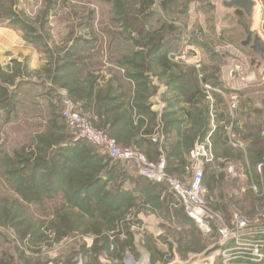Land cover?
Returning a JSON list of instances; mask_svg holds the SVG:
<instances>
[{
	"label": "rangeland",
	"instance_id": "rangeland-1",
	"mask_svg": "<svg viewBox=\"0 0 264 264\" xmlns=\"http://www.w3.org/2000/svg\"><path fill=\"white\" fill-rule=\"evenodd\" d=\"M256 5L261 6L255 10L252 28L264 40V0H256ZM6 8L11 13L1 11ZM234 9L226 7L224 0H0V44L12 41L14 56L4 54L0 47V84L15 91L23 83L17 118L5 114L0 117V264H142V260L145 264H209L201 259L217 248V236L204 233L195 235L186 251L173 229L151 224L148 219L155 198L143 195L120 207V194L114 195L120 191V164L115 169L108 166L107 171L114 169L116 174L113 180L105 179L111 182L107 189L104 183L89 192L84 188L78 191L79 183L86 178L78 168L68 180L67 172L61 177L57 171H41L37 177H42H36V182L42 179V185L35 183L39 188L34 187V192L29 189L33 185L31 174L23 167L43 157L52 158L51 150L57 144L79 142L58 116L59 109L53 108L61 105L59 90L54 88V79L59 80L54 76L55 69L77 39L87 38L85 41L94 45L85 52L102 57L109 66H120L135 79L153 73V67L160 63L152 58L157 43L170 48L176 44L170 49L176 57L170 67L166 66L173 72L171 87L179 94L174 93L169 102L190 103V112L181 116L191 119L188 136L195 137H184L181 143L172 140L169 151L177 155L175 159L182 168L170 161L168 174L182 181L192 177L193 161L187 160V155L200 141L203 128L211 127L216 120L220 132L214 153L226 159L221 164L219 186L205 194L206 202L220 224H228L234 215L250 219L260 211L264 214V202L249 198L255 183L248 186L239 176L243 167L255 166L254 158L260 154L264 158V59L242 45L246 33L236 22ZM13 13L26 21L14 23L17 18ZM26 23L29 31L21 26ZM4 28L11 31L6 34ZM27 51L35 55L37 65L42 63L40 68L23 58ZM5 55L9 59L4 61ZM137 67L140 69L135 71ZM205 77L211 82L217 78V85ZM30 84L33 88L29 91ZM207 84L211 90L205 88ZM6 117L9 122L4 124ZM158 126L160 159L165 156V141L161 122ZM139 144L120 143V147L146 154L137 147ZM63 154V159H58L61 167L65 157L77 159V154ZM54 160L58 162L57 157ZM123 169L130 178H136L133 169ZM258 177L261 180L264 175ZM174 204L180 205L178 201ZM153 226L158 240L144 234ZM137 241L145 242L143 252H138Z\"/></svg>",
	"mask_w": 264,
	"mask_h": 264
},
{
	"label": "crops",
	"instance_id": "crops-1",
	"mask_svg": "<svg viewBox=\"0 0 264 264\" xmlns=\"http://www.w3.org/2000/svg\"><path fill=\"white\" fill-rule=\"evenodd\" d=\"M225 1L226 0H224V2ZM259 6L255 5L254 13ZM235 10L236 9H234V11ZM261 11H263L262 14L264 18L263 6L261 7ZM236 22H238V19ZM262 23H264V20ZM4 30H6V34L11 31H7V28H4ZM3 36L7 38V35ZM85 40H87V38H85ZM12 44L13 42L10 41L9 44L7 42L0 46L4 49V54L7 53L9 57L12 56L13 52ZM21 44L23 45V43ZM87 48V46L82 45L76 47V43L73 41L70 48L71 51L68 49V51L62 55L60 64L57 66V69H55L54 76L57 75V79H63L64 82L61 83L59 80L54 79L55 90L58 89L59 91H57L61 95L67 94V96L76 100L79 109L89 116L93 124L97 128L105 130L112 137L116 138L119 143H129L130 145H133L136 141H139L140 144L137 147L139 149L141 148L147 154L148 152L154 154L155 157L153 159L149 155L148 156L155 161L158 160L161 155L158 150L159 145L158 143L152 142V140L150 142L151 137H149L148 134L151 132L153 133L154 131L156 133V130L159 128L158 125H160L161 122L163 127L161 128V131L164 135L162 137V142L165 141L163 146V149H165L164 157L167 158L169 167L171 161L177 164L175 167L181 169L182 167L180 166L179 160L175 159L177 155H175V153H170L169 151L171 142L173 139H178L181 143L184 137L186 140H192L195 137V134L193 136H188L192 130V121L185 116L187 114L186 111L188 113L190 112V103L183 100L174 101L173 103L169 102L174 93L178 92L176 91L177 89L174 90L171 87V83L173 82L171 76L173 72L166 66L168 65L170 67L172 60L169 58L161 60V58L157 57V52H155V54L152 53L153 60L160 61L162 64L157 63V65L153 67V73H145V76H137V79H135V77L125 74L126 71L123 69L121 70L120 66L112 67L109 66L102 57H92L89 52L84 51ZM7 55L4 56V61L7 58L9 59V57H6ZM23 58L30 61V64L32 63L33 66L36 64V58L32 52L27 51L23 54ZM91 59L96 60L92 63L88 62ZM37 64V68L42 66L41 62H39L40 65ZM162 66H165V68L163 69ZM139 69L140 67H137L135 68V71ZM177 86L178 85L176 84V87ZM198 105L199 102H197L196 107H198ZM182 114L185 116L182 117ZM159 119H161V121H159ZM198 121L199 120L196 119V122ZM214 121L216 123H214ZM214 121H210L214 123V125L210 127L207 134H211L215 152V138L216 133H218L217 130L219 124L216 120ZM185 134L186 136H184ZM191 150L192 148L187 155V160L190 159ZM241 152H245L247 157L244 148L241 149ZM224 161L225 159L215 157L213 163H207L205 165V194L217 189L219 186L220 169L221 164L224 163ZM258 164H255L253 167H243V172L239 175L244 177L248 186L250 185V182L251 184H257L258 186L262 183V180L258 179ZM135 174L136 178H130L131 174L128 171H124L123 167L120 166V191L114 194L115 196L120 194V207L143 195L148 196L150 199H157V201L155 200L157 203L155 202L152 205L154 208L151 207L153 212L148 219L149 222L153 225L156 223L163 224L162 226L173 229L174 233L178 235L180 243L185 244L182 245L185 250H190V245L194 240L193 234L196 233L197 236L198 234L204 236V233L200 230L195 221L185 213L183 206H176V204H174L175 202L177 203V198L172 192H169L167 185L153 183L147 179H140L138 173L136 172ZM234 176H236V174ZM101 177L104 180L99 182L96 186L105 183L106 189L110 187L111 182L106 181L103 174H101ZM253 197L257 198L260 203L264 202V196L259 197L252 191V196L249 198ZM104 198L107 197H103L102 199ZM110 199H112V195L109 200ZM132 214L135 215L134 212ZM167 228L164 229L166 230ZM157 232L156 227L153 226L145 231L144 234L152 235L156 240L157 237H159ZM212 240L214 239L212 238ZM140 241L136 242L138 244L137 249L138 252H143L142 250L145 242ZM130 247L132 248V246ZM204 250L205 248L202 249V251ZM205 259H207V256L201 259V262Z\"/></svg>",
	"mask_w": 264,
	"mask_h": 264
},
{
	"label": "built area",
	"instance_id": "built-area-1",
	"mask_svg": "<svg viewBox=\"0 0 264 264\" xmlns=\"http://www.w3.org/2000/svg\"><path fill=\"white\" fill-rule=\"evenodd\" d=\"M175 57L173 52L168 53L170 60H174ZM185 58L184 53L182 59ZM195 67L199 69L200 65L196 64ZM205 88L211 90L209 84ZM233 106L235 107V104ZM61 116L69 129L73 131L75 142H88L112 161L134 165L141 177L169 187L179 204L183 206L185 213L195 221L200 230L206 235L215 234L217 236V248L204 260L205 262L209 264H264V214L260 211L250 219L244 215H234L228 224H220L218 215L206 202L205 165L215 160L211 134L194 145L191 151L193 175L188 181H182L168 174L165 157L152 161L145 153L137 149L120 147L117 139L105 130L97 128L89 116L83 113L69 96L63 98ZM160 139L159 132L151 137L154 143L161 142ZM257 170L263 177L264 158L258 164ZM261 180L260 186L252 185V190L259 197L264 196V177ZM142 264H145V260H142Z\"/></svg>",
	"mask_w": 264,
	"mask_h": 264
},
{
	"label": "trees",
	"instance_id": "trees-1",
	"mask_svg": "<svg viewBox=\"0 0 264 264\" xmlns=\"http://www.w3.org/2000/svg\"><path fill=\"white\" fill-rule=\"evenodd\" d=\"M1 11L4 12V13H8V12L11 13V10H9L7 8L6 9H2ZM13 16L15 18H17V19H14V23H16V22L24 23V21H26V20L21 19L19 16H17L16 13H13ZM27 24L28 23H26V26H24V25H21V26L26 31H29V29H31V28H29V26ZM75 42H76V47L78 45L79 46L82 45V46H87L89 48L90 45L92 44L90 41H85V40H80V39L79 40L77 39V41H75ZM92 45H94V44H92ZM176 46L177 45L175 44V46L173 48L172 47L170 48L169 46L163 44V42L162 43L159 42V43H157L155 45V49H157L155 51L157 52L158 57L161 58V60L168 59L167 54L170 52V49H174V48H176ZM153 52H154V50H153ZM209 79L210 78L205 77V80L207 82H209V81L211 82V80H209ZM211 83H212L213 86H216L217 85V78H215V80L213 82H211ZM22 84L23 83H19L18 84V89H16L15 91H13V90L11 91L8 86L0 84V117H1V114H3V115L5 114L8 118H13V116H14V119L17 118V116L19 114L17 103L20 102L19 94L21 93V89L23 88ZM32 85L33 84H30L31 87H27L26 85L25 86L30 91L31 88H33ZM197 85H198V81H197ZM199 88H200V85H199ZM57 95L61 99V105H54L53 108H55L57 110L59 109L58 116H60L62 118L61 110H62V107H63V100H62L60 94H57ZM23 108L25 109L26 107H23ZM27 109H28V107H27ZM7 117L3 121L4 124L9 122L8 121L9 119ZM207 123H209V122H207ZM65 127L69 130V127L67 126L66 123H65ZM209 129H210L209 125L207 127L205 126V128H203L202 135L199 137L200 138L199 140H203V139L206 138V136L208 135L207 133H208ZM2 131H3V129L1 128L0 129V138H1V135L3 134ZM219 131H220V129H218L217 130L218 133H216V138H215L216 146L218 145V141H217V139H218L217 137L218 136L217 135L219 134ZM67 141H68V139H67ZM65 142H64V144L60 143V144H57V145H55L53 147V149L51 150V153H50V154H52L51 155L52 158L48 159V158H44L43 157V158H40V159H42L41 161H39V162L35 161V162H32V163L26 165L25 167H23V171L24 172H27V173L31 174V182L33 183V185L31 187H29V189L32 192H34L32 190L34 187L35 188L38 187L36 184L39 183V184L42 185V179H39V180H41V182H36L37 174H39L41 171H47L48 169H50L49 170L50 172L51 171L52 172L53 171H57V174L60 175L61 177H62V175H64V172H67L68 173L67 174L68 177H67L66 180H68L69 179V175H71V173L73 171H75V168H78L80 170V173L81 174L84 173V175L86 176V178L82 179V181L79 183V185H80L79 188H81V189H78V191L83 190L82 188H84V190H88V192L91 190V187H94V186L98 185L99 182L104 180L101 177V174H103V176H105V179H107V177H109L110 180H113V178H115L114 175L116 174V173H114L115 172L114 166L117 165V164H120V166L123 167V168H124V166H127V168L130 167L131 169H133L135 171V173L137 172L136 167L134 165L126 164V163L121 162V161H112L101 150H99L94 145H92V144H90L88 142L79 141L77 143H71V141H69V142H66V145H65ZM150 142H151V139H150ZM61 144H63V145H61ZM158 145H159V143H158ZM193 147H192V149H193ZM65 151L71 152L72 155L77 154V157H76L77 159L72 158V157H65L64 158V162H63L64 166L61 167V165L58 164L59 163L58 159L59 158L63 159L61 157L65 154V153L63 154V152H65ZM249 151H250V149H249ZM250 153H251V151H250ZM56 157H57L58 162H56L54 160ZM35 160H39V158H37ZM166 160H167V158H166ZM253 160L255 161L254 162L255 164H258L260 161L263 160V157H261V154H260L259 157H256ZM190 161L192 163L191 155H190ZM167 164H168V161H167ZM66 165H67V167H66ZM52 166H53V169H51ZM108 166L109 167L112 166V168H114V169H112L110 171H107ZM168 170H169V166H168ZM39 177H42V176L41 175L38 176L37 179ZM139 178L140 179H145V178L141 177L140 175H139ZM44 180H46V178H44ZM61 180H62V178L60 179L59 183H62ZM46 184L47 183H45V185ZM168 190H169V192H171L169 187H168ZM195 235H196V233L193 234V238L194 239H195Z\"/></svg>",
	"mask_w": 264,
	"mask_h": 264
},
{
	"label": "water",
	"instance_id": "water-1",
	"mask_svg": "<svg viewBox=\"0 0 264 264\" xmlns=\"http://www.w3.org/2000/svg\"><path fill=\"white\" fill-rule=\"evenodd\" d=\"M224 5L229 8H235L238 17V24L244 29L246 39L242 41L243 46H249L257 56L264 59V40L253 30V18L255 0H227ZM238 68L233 70V74L237 73Z\"/></svg>",
	"mask_w": 264,
	"mask_h": 264
}]
</instances>
